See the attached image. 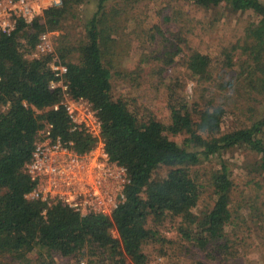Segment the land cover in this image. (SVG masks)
<instances>
[{"label": "trees", "instance_id": "16d2710c", "mask_svg": "<svg viewBox=\"0 0 264 264\" xmlns=\"http://www.w3.org/2000/svg\"><path fill=\"white\" fill-rule=\"evenodd\" d=\"M89 1L64 0L30 22L19 20L10 34L0 36V107L5 106L0 108V264H26L28 253L35 254L32 264H45V254L75 258L72 264H125L122 256L132 264H144L145 245L164 247L159 226L167 220L181 242L203 254L190 264H237L231 262L239 258L243 238L227 230L236 222L232 207L237 185L225 161L212 173L198 166L233 147L244 146L257 155L249 165L241 205L262 230L259 239L264 244V191L259 189L264 182V109L259 112L249 99L264 87V25L252 28L248 40L235 44L234 52H225L227 60L237 65L233 71L213 72L209 56L192 53L196 97L192 95V102L182 97L169 100L165 120L154 115L142 119L129 109L127 100L114 101L112 96V77L124 73L122 62L131 45L124 40L130 8L125 0L110 5L97 0L91 13L83 14ZM183 1L203 7L223 3L232 12L253 11L264 18V0ZM72 22L80 31L70 32ZM43 32L57 33L53 54L30 57ZM173 47L169 44L171 50L153 55L161 64L148 69L137 65L132 74L163 78L179 51ZM54 56L67 68L64 82L69 95L86 100L96 110L100 139L110 160L126 168L125 200L110 215L81 216L62 204L48 206L26 197L33 181L23 167L38 130L51 124L52 135L71 141L78 153L88 151L96 141L84 130L72 129L63 106L53 109L63 98L60 87H49ZM153 86L159 88L160 83ZM244 86L250 88L248 106L229 105L226 99ZM244 95L231 99L233 104ZM235 109L243 116L235 115L236 124L222 131V118L235 114ZM169 134H182V142ZM161 166L167 172L154 178Z\"/></svg>", "mask_w": 264, "mask_h": 264}, {"label": "rangeland", "instance_id": "374dc122", "mask_svg": "<svg viewBox=\"0 0 264 264\" xmlns=\"http://www.w3.org/2000/svg\"><path fill=\"white\" fill-rule=\"evenodd\" d=\"M122 1V0H119ZM130 15L125 23L126 36L124 40H130L129 54L122 62L124 73L114 75L112 77V96L113 100H127L128 107L132 111H136L139 118L145 119L150 115H154L158 119L165 120L169 115V100L184 98L192 102L191 97L196 96V80L191 73L190 56L194 52L207 55L211 59L213 72L216 69L222 71H233L237 65L227 60L225 52L232 53L235 44H243L245 38L252 28H260L264 25V18L257 15L253 11L243 14L232 12L225 4L220 3L210 7H203L198 4H190L183 0H125ZM115 0H107V4H112ZM97 5V0H90L83 6V14H90ZM134 14L133 16H131ZM138 14V18L135 15ZM168 17L169 21L164 18ZM75 22L68 25L70 32L80 31ZM158 30V31H156ZM50 43L54 48L56 32H51ZM169 44H173V48H179L175 55L174 62L167 67V72L163 78L159 76L136 77L132 74L136 70V66L145 69L161 64L157 59H153V55L159 50H171ZM38 51L30 55H37ZM230 58V56H228ZM217 72V71H216ZM131 73V74H130ZM134 79V80H133ZM140 84L139 86L137 83ZM160 83L159 88L153 85ZM250 88L244 86L236 92L240 95L241 100H237L239 95L229 93L226 99L231 106H248L249 99H253L251 105L258 108L262 112V104L264 103V87L260 94L252 93L250 98ZM198 93V92H197ZM261 102V103H259ZM190 104V103H189ZM1 108V107H0ZM235 114L228 113L221 121V130L226 131L236 124L235 115L243 113L235 109ZM168 137L178 143L182 142L183 135H171ZM257 160V155L246 149L244 146L233 147L214 156L209 160L202 162L198 169L203 172H215L219 168V162L225 161L231 170L233 180L236 183L235 201L233 203L232 216L235 218V225H230L228 232H233L235 236L243 238L240 241L239 258L233 262L237 264H264V244L261 245L259 235L262 230L256 227V223L251 222L248 209L241 205L245 194V185L247 181L246 175L249 172V165ZM168 168L161 166L157 169L154 178H161ZM257 179V178H255ZM260 192L264 191V182H260ZM243 193H240L239 191ZM248 197V194H246ZM201 203V202H200ZM199 206V204H198ZM197 206V207H198ZM195 210V208H194ZM242 216L244 221L242 222ZM256 216V215H254ZM160 234L166 239L164 247L158 243H151L144 246V252L148 254V261H158L160 264H190V262L203 254L196 249L188 247L185 242H181L173 223L169 220L164 221L159 226ZM112 234L116 235L112 230ZM245 241V243H244ZM45 264H72L75 258H63L58 254H45ZM35 254L28 253L24 258L26 264L34 262ZM52 259V262H50ZM119 259V258H118ZM121 261L125 264H132L127 257L122 256ZM85 262V261H84ZM37 264V263H36ZM81 264V263H80ZM85 264H87L85 262Z\"/></svg>", "mask_w": 264, "mask_h": 264}, {"label": "built area", "instance_id": "2783aa9c", "mask_svg": "<svg viewBox=\"0 0 264 264\" xmlns=\"http://www.w3.org/2000/svg\"><path fill=\"white\" fill-rule=\"evenodd\" d=\"M63 1L0 0V36L10 34L19 20L30 22L42 16L46 9L61 6ZM51 35V32L39 35L35 46L38 53L53 54ZM49 66L54 74L49 87H60L63 91V98L53 109L63 106L72 129L84 130L96 141L91 149L78 153L71 141L52 135L51 124L38 130L31 157L23 167V172L33 181L26 197L41 200L48 206L62 204L81 216L110 215L125 200L124 187L129 181L126 168L110 160L106 153L100 139L101 127L96 110L86 100L69 95L64 82L66 66L56 56ZM4 108L2 105L1 110ZM80 263L85 264L84 261ZM144 264L160 262L147 261Z\"/></svg>", "mask_w": 264, "mask_h": 264}]
</instances>
